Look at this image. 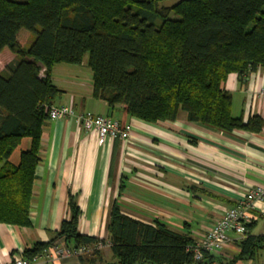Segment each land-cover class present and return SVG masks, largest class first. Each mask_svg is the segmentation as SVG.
Here are the masks:
<instances>
[{
  "label": "trees",
  "instance_id": "1",
  "mask_svg": "<svg viewBox=\"0 0 264 264\" xmlns=\"http://www.w3.org/2000/svg\"><path fill=\"white\" fill-rule=\"evenodd\" d=\"M163 1L0 0V222L31 223L42 128L50 119L45 106L61 92L52 80L57 63L86 60L93 96L147 122L175 120L184 111L190 121L224 132L263 128L258 114L247 121L232 114L226 81L264 68V0ZM24 137L30 147L13 163ZM68 205L70 217L55 238L26 249L27 258L60 239L73 248L104 243L79 231L81 208L71 193ZM108 230L115 264H209L215 257L205 252L196 261L189 232L132 217L116 202ZM237 241L236 259L264 246V236L248 232ZM98 253L79 256L83 262Z\"/></svg>",
  "mask_w": 264,
  "mask_h": 264
},
{
  "label": "crops",
  "instance_id": "2",
  "mask_svg": "<svg viewBox=\"0 0 264 264\" xmlns=\"http://www.w3.org/2000/svg\"><path fill=\"white\" fill-rule=\"evenodd\" d=\"M62 63L52 70V80L61 90L53 104L131 123V137L127 142L109 138L100 144L97 132L75 118L48 119L35 170L31 223L0 222V262L26 257V249L54 239L62 220L70 217V193L81 208L79 231L103 239V247L98 254H87L83 262L79 254L70 253L55 260L39 255L32 264H115L108 230L115 202L132 217L159 220L173 230L189 232L195 242L248 189L264 187V124L260 131L224 132L190 121L184 111L175 120L147 122L129 115L122 104L110 106L93 96L91 69L86 79L79 75L86 60L79 65ZM60 70L68 75L59 76ZM226 88L232 93L234 116L247 121L258 114L264 122V68L231 73ZM30 144L31 139L24 137L10 160L18 163ZM253 214L247 232L264 236V202L255 203ZM229 234L231 240L211 252L215 257L209 264H264V246L253 257L236 259L240 236ZM56 244L73 249L62 239Z\"/></svg>",
  "mask_w": 264,
  "mask_h": 264
},
{
  "label": "built area",
  "instance_id": "3",
  "mask_svg": "<svg viewBox=\"0 0 264 264\" xmlns=\"http://www.w3.org/2000/svg\"><path fill=\"white\" fill-rule=\"evenodd\" d=\"M45 107L51 119L75 118L85 128L95 130L100 144H104L109 138H120L126 142L130 140L131 123L122 124L118 119L109 115L76 113L72 107L67 105L50 104ZM256 202H264V187L262 186L248 189L236 205L228 208L205 235L190 246L194 259L200 261L205 252H218L223 249L226 243L231 240L230 232H234L238 236L246 234L248 225L255 218L253 209ZM103 245L102 241H96L91 245H81L78 248L69 249L52 244L39 255H46L55 260L64 254L80 255L92 252L94 249L102 248ZM39 255L31 259L17 255L11 262H0V264H32Z\"/></svg>",
  "mask_w": 264,
  "mask_h": 264
},
{
  "label": "rangeland",
  "instance_id": "4",
  "mask_svg": "<svg viewBox=\"0 0 264 264\" xmlns=\"http://www.w3.org/2000/svg\"><path fill=\"white\" fill-rule=\"evenodd\" d=\"M178 0H166V1H163V3L165 4V5H171V4H173V3H175V2H177ZM171 17H175V14L174 13H171ZM33 37H34V34H32L31 35V37H30V39L28 40V42H27V45L29 46L30 45V43H31V41H32V39H33ZM86 58H87V56H86ZM63 65H65V66H69V64L68 63H62ZM73 66V65H72ZM80 69H81V71L79 72V75L81 76V77H83V78H87L86 77V74H87V71L91 74V71H90V67L86 64L85 66H81V67H79ZM63 71H59V76H61V77H64V76H67L68 74H65V73H62ZM60 98V97H59ZM59 98H57V101H59Z\"/></svg>",
  "mask_w": 264,
  "mask_h": 264
}]
</instances>
